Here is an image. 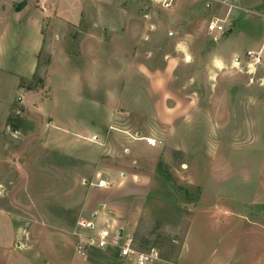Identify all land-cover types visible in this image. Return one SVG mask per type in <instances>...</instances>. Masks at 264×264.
<instances>
[{"label": "rangeland", "instance_id": "rangeland-1", "mask_svg": "<svg viewBox=\"0 0 264 264\" xmlns=\"http://www.w3.org/2000/svg\"><path fill=\"white\" fill-rule=\"evenodd\" d=\"M12 1L0 8V264H68L92 173L79 160L106 151L83 137L114 116L157 139L133 233L157 254L148 264H264V0Z\"/></svg>", "mask_w": 264, "mask_h": 264}, {"label": "crops", "instance_id": "crops-1", "mask_svg": "<svg viewBox=\"0 0 264 264\" xmlns=\"http://www.w3.org/2000/svg\"><path fill=\"white\" fill-rule=\"evenodd\" d=\"M12 3V0H0V8L3 4L11 8ZM156 113L158 114L157 110ZM114 117L109 121L107 131H103L99 125H93V131L83 137L87 144L106 148L97 160L78 159L92 167V173L84 181L86 194L79 219L87 223L88 227L83 230L85 236H93L103 231L111 236L115 233L133 235L152 188V155L155 150L145 141L154 140L156 143L157 139L152 133L141 132L134 122L127 124L125 128L115 129L119 120ZM121 125L123 124L120 121ZM128 126L130 129L134 128V132ZM125 145H129V150L125 149L121 154L119 149ZM100 180L106 186L98 187ZM71 237L69 234L71 250L68 264H127L114 246L92 248L86 250L84 255H77Z\"/></svg>", "mask_w": 264, "mask_h": 264}, {"label": "built area", "instance_id": "built-area-1", "mask_svg": "<svg viewBox=\"0 0 264 264\" xmlns=\"http://www.w3.org/2000/svg\"><path fill=\"white\" fill-rule=\"evenodd\" d=\"M222 21L214 20L207 25V31L209 34L222 33L224 31L221 25ZM246 58L250 61L251 65L257 66L261 62L260 53L247 52ZM146 143L153 147L154 142L146 140ZM98 187L106 186L103 180L98 181ZM87 223L79 220L76 224L75 230L71 233L73 239H75V252L77 255H84L86 250L96 248L103 249L108 246H114L119 250L120 257L124 259L127 264H148L158 260L157 254L154 251L143 252L138 250L135 239L132 234L120 235L116 234L111 236L108 232H99L93 236L83 235V230L87 228Z\"/></svg>", "mask_w": 264, "mask_h": 264}, {"label": "trees", "instance_id": "trees-1", "mask_svg": "<svg viewBox=\"0 0 264 264\" xmlns=\"http://www.w3.org/2000/svg\"><path fill=\"white\" fill-rule=\"evenodd\" d=\"M8 122L12 123V119H8Z\"/></svg>", "mask_w": 264, "mask_h": 264}, {"label": "water", "instance_id": "water-1", "mask_svg": "<svg viewBox=\"0 0 264 264\" xmlns=\"http://www.w3.org/2000/svg\"><path fill=\"white\" fill-rule=\"evenodd\" d=\"M228 33H230V31ZM187 61H189V59H187ZM119 235H120V233H119Z\"/></svg>", "mask_w": 264, "mask_h": 264}]
</instances>
